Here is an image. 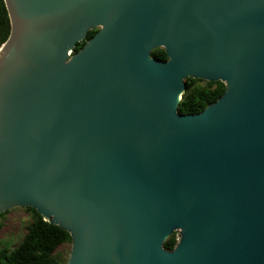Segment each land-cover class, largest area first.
Here are the masks:
<instances>
[{
	"label": "water",
	"instance_id": "1",
	"mask_svg": "<svg viewBox=\"0 0 264 264\" xmlns=\"http://www.w3.org/2000/svg\"><path fill=\"white\" fill-rule=\"evenodd\" d=\"M5 3L0 216L68 232L67 264H264V0ZM188 78L226 91L182 115Z\"/></svg>",
	"mask_w": 264,
	"mask_h": 264
},
{
	"label": "trees",
	"instance_id": "2",
	"mask_svg": "<svg viewBox=\"0 0 264 264\" xmlns=\"http://www.w3.org/2000/svg\"><path fill=\"white\" fill-rule=\"evenodd\" d=\"M11 34V22L5 0H0V49L7 42ZM95 34L90 31L87 38L75 48L78 53L87 40ZM152 57L166 61L164 49H156ZM204 80H185L186 93L182 97L179 113L182 115H196L203 112L208 106L216 103L225 93L226 85L222 82L210 83L201 87L198 83ZM31 217L27 232L17 247L13 250H0V264H67L58 256L61 247H72V237L65 230L43 219L36 210L25 208ZM2 215V214H1ZM177 245V237L173 234L164 243V248L172 251Z\"/></svg>",
	"mask_w": 264,
	"mask_h": 264
},
{
	"label": "rangeland",
	"instance_id": "3",
	"mask_svg": "<svg viewBox=\"0 0 264 264\" xmlns=\"http://www.w3.org/2000/svg\"><path fill=\"white\" fill-rule=\"evenodd\" d=\"M208 81L198 83L204 87ZM31 222V217L25 208H18L6 212L0 216V250H13L19 245L27 232V227ZM72 247H61L58 250V256L63 262H67L70 258Z\"/></svg>",
	"mask_w": 264,
	"mask_h": 264
},
{
	"label": "flooded vegetation",
	"instance_id": "4",
	"mask_svg": "<svg viewBox=\"0 0 264 264\" xmlns=\"http://www.w3.org/2000/svg\"><path fill=\"white\" fill-rule=\"evenodd\" d=\"M92 31H95V34L91 37V38H93L95 35H96V33L99 31V28H97V29H95V30H92ZM91 38H89L88 40H87V42L91 39ZM86 42V43H87ZM162 61V60H161ZM175 235H176V237H177V244H178V242H179V240H180V238H181V235L179 234V233H174ZM176 247V246H175ZM175 249V248H174Z\"/></svg>",
	"mask_w": 264,
	"mask_h": 264
}]
</instances>
